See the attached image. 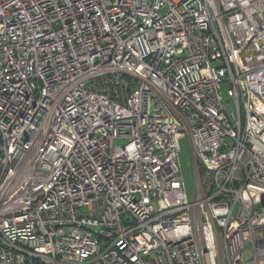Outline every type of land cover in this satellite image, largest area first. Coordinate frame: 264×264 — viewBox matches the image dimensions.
<instances>
[{
	"label": "built area",
	"instance_id": "2783aa9c",
	"mask_svg": "<svg viewBox=\"0 0 264 264\" xmlns=\"http://www.w3.org/2000/svg\"><path fill=\"white\" fill-rule=\"evenodd\" d=\"M0 264H264V0H0Z\"/></svg>",
	"mask_w": 264,
	"mask_h": 264
},
{
	"label": "rangeland",
	"instance_id": "374dc122",
	"mask_svg": "<svg viewBox=\"0 0 264 264\" xmlns=\"http://www.w3.org/2000/svg\"><path fill=\"white\" fill-rule=\"evenodd\" d=\"M228 87L226 83H223L222 93L225 100L232 101L231 96L228 95ZM181 145L180 163L188 194L191 195L194 185V160L191 141L187 133L182 138Z\"/></svg>",
	"mask_w": 264,
	"mask_h": 264
}]
</instances>
